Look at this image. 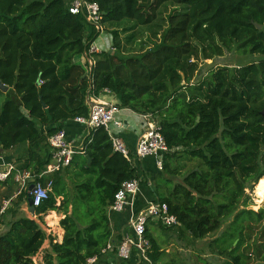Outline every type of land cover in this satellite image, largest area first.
<instances>
[{
	"label": "trees",
	"instance_id": "obj_1",
	"mask_svg": "<svg viewBox=\"0 0 264 264\" xmlns=\"http://www.w3.org/2000/svg\"><path fill=\"white\" fill-rule=\"evenodd\" d=\"M88 1L99 6L112 42V51L91 55V71L84 67L86 54L100 33L83 14H70L67 0H0V82L10 91L0 108V154L18 144L46 142L59 128L44 135L39 124L87 116V97L107 89L120 108L151 114L160 125L168 148L162 172L169 178L157 177L156 188L171 187L163 196L151 187L158 201L194 240L228 221L212 244L231 264H244L247 231L264 222V209H247L244 193L247 184L258 182V203L264 198V34L255 27L264 24V0ZM164 5L172 9L158 33ZM128 23L134 25L127 28ZM136 26L159 39L125 54ZM126 32L132 33L122 39ZM225 52L257 57L216 67L191 84L192 58L213 60ZM84 145L85 156H74L53 175L52 193L34 213L42 219L61 211L62 241L46 236L36 219L21 216L0 234V264H33L46 239L44 264H83L106 246L107 208L122 182L140 177L132 161L114 151L102 127L91 131ZM43 146L41 156L31 153L27 170L39 173L46 166L50 155L47 143ZM66 176L72 193L65 189ZM10 182L11 177L0 185ZM157 256L148 258L154 264Z\"/></svg>",
	"mask_w": 264,
	"mask_h": 264
},
{
	"label": "built area",
	"instance_id": "obj_2",
	"mask_svg": "<svg viewBox=\"0 0 264 264\" xmlns=\"http://www.w3.org/2000/svg\"><path fill=\"white\" fill-rule=\"evenodd\" d=\"M68 11L72 15L83 14L88 24L92 25L96 31L100 34L104 32L101 23V12L95 2L73 0L68 7ZM98 53H101L100 48L92 43L86 54L90 71L94 64L91 55ZM103 90L109 93V90ZM119 111L120 108L113 103L90 99L87 116L76 117L74 118V122L84 126L88 131V135L91 131L102 127L110 136L114 151L120 153L127 161H131L132 155L138 159L149 156L156 157L157 167L159 170H162V156L168 152V148L160 133L158 121L151 114L142 116L144 130L138 135L135 151L132 154L125 143L112 134V126L116 128L121 127V123L116 121V115ZM84 140L85 138L82 139L79 145H75L67 139L64 130L58 129L47 137L50 159L44 170L39 173H32L30 171H18L12 166H6L4 170H0V183H4L12 176L13 181L18 187V194L23 191L27 192L28 196L32 199V207L34 209L40 207L48 199L52 191V181L48 180L43 183L41 179L68 167L74 156L84 155ZM29 185H33L30 191H28ZM139 186V179L122 182L113 196L109 209L113 212H122L126 206L133 205V199L139 190ZM9 207L10 200L2 203L0 207V220ZM149 221H159L164 227L168 228L179 225L177 218L169 212L166 203L159 201L148 203L137 213L132 212L130 214L128 222L132 230L131 236H126L117 246H114L111 242L107 243L99 254L87 258L83 264H99L100 258L113 250L121 260V264H131L132 250L137 252L141 261L151 264L148 258L151 245L146 237V226Z\"/></svg>",
	"mask_w": 264,
	"mask_h": 264
},
{
	"label": "crops",
	"instance_id": "obj_3",
	"mask_svg": "<svg viewBox=\"0 0 264 264\" xmlns=\"http://www.w3.org/2000/svg\"><path fill=\"white\" fill-rule=\"evenodd\" d=\"M72 1L73 0H67L69 5L72 3ZM101 34H103L104 36H107L108 38H106L103 42H101L100 45L96 44V41L94 42V44L98 48H100L101 52H105V51L109 50L108 49L109 43L112 44L111 36H110V34H108L105 31ZM80 62L82 65L84 64V62L81 59H80ZM84 67H86V70L90 71L89 62L87 59H86V65ZM7 94L8 95L10 94V91L8 92V88H7L6 92L0 91V108H1L4 100L6 99ZM11 96L13 97V93L11 94ZM90 99H96L98 101H106L108 103H113V104L118 106L117 98L110 91H109V93H106V92H104V90H102L98 96H93V95L90 97L88 96L87 100L89 103H90ZM142 116H144V114H139V113H135L129 109L120 108L119 113L116 115V121L121 123V127L120 128H116L114 126L111 127V129L113 130L112 134L115 137L120 138L125 143L126 147L129 149V151L132 154L135 151L137 137L144 130V127H143L144 120L142 119ZM46 126H43L40 124L38 125V128L40 129L41 133H43L44 135H46L47 130L49 128H55L56 127V128L64 130L66 133L67 139L72 141L75 145H79L81 143L82 139H84L88 135L87 129L84 126L74 122V120H67V121L64 120V121H60L59 123H56V124L49 123V125H48L49 127L48 126L46 127ZM109 138H110V136H109ZM41 140L42 139H39L38 142H35L31 145H30V143L18 144V145L14 146L8 150L2 151L0 154V170H4L6 168V166H12L15 170L30 171L33 173L31 168L28 170L26 169V164H28V159L30 158V155L32 152L38 153L39 155H40V152L41 153L44 152V148L39 150V148H41L40 147V141ZM44 143H47V138H46V142H44ZM46 148L47 149H45V150L48 152L49 151L48 144H47ZM49 155H50V151H49ZM20 156L23 157V158H21L23 163L19 167L21 169H19L15 165L16 160ZM78 156H85V155H78ZM131 161H132L133 165L136 167L137 174L140 177L139 178L140 186H139L138 192L136 193V195L133 199V205L126 206V208L122 212L111 211L109 209L110 205L107 208V216L109 219L110 230H111L110 239L108 240L107 243L111 242L114 246H117L119 243H121L126 236L132 235V230H131V227L129 226V222H128L130 214L132 212L137 213L138 211L143 209L148 203L158 201V197L155 195L154 189L156 190L157 195L163 196V194L165 193L164 191H168L169 188L171 187L170 185H166V188H164L162 186L163 188L158 189V188H156V185L158 184L157 177H155L156 174H154V176H149V179L145 176L146 173H148V175L155 173V172L162 173V170H159L157 167L156 157L149 156V157H145L142 159H138L132 155ZM89 162H90V160H87V163H89ZM44 168H45V166H44ZM44 168H43V170H44ZM66 168H64V169H66ZM64 169H62L58 172H62V171H64ZM58 172L51 174V175H48V176H45V178L51 180L53 175L57 174ZM10 177H11V180H13L12 176H10ZM167 178H169V177L167 176ZM64 180H65L64 181L65 189L67 191L66 180H70V179H68L66 176L64 178ZM73 181L75 183L77 180L73 179ZM13 184H15L14 181H13ZM161 185H162V183H161ZM1 186H3V185H0V187ZM73 187H74V185H73ZM151 187L154 189H152ZM52 189H53V184H52ZM72 192H73V190L70 193H72ZM51 193H52V191H51ZM20 195H22V193H20V194L17 193V195L15 197L17 198ZM27 197H28V194H27V196H25L26 203H27ZM57 198H60V197H57ZM57 198H56V200H57ZM7 200H10V207L6 210V212H8V210H11V208H12V199L9 198ZM59 204H60V202L58 203V205ZM56 205H57V203H56ZM27 212H28V207H27ZM69 212H70V208H69ZM5 213H4V215H5ZM48 213L45 215V216H47L46 219L48 217H50L51 219H49V220L47 219V221L50 222V224H52L53 226H57L58 233H59L58 240H56L55 238H54V240H55V242L60 243L62 241V237H63V230L59 227V221H60V219L63 218V215L61 214L62 216L58 217L55 214L57 212L49 211ZM30 216H35V214L30 215ZM26 217H28V216H26ZM28 218H31V217H28ZM1 220H2V218H1ZM8 225L9 224H7L6 227H4L2 229V231H0V234L4 233L7 230ZM177 226H179V225H177ZM160 227L163 228L164 226L161 223H159V221H149L147 223V226H146L147 235H146V237L148 238L150 245H151V250L148 253V255L149 254L154 255L155 253H158V256L156 257V261L154 262V264H169L165 260L167 255L170 254L168 247L169 246H176V245H174V242H172V239L170 241H168L169 240L168 238L176 237L177 235H180L182 237L185 236L187 239H191V237L188 233H184L182 229L181 230L179 229V231L176 230L175 232L172 233V235H169L168 237H166L167 239L165 237H164L165 239H159L158 232H159ZM164 228L171 229L174 227H171V228L170 227L169 228L164 227ZM48 240L49 239H46L44 241L45 244L42 245L43 246L42 249H40V251L36 255V257L32 258L33 264H44L43 263V256H44L46 250H48L49 246H50V240L49 241ZM164 242H166L167 244H164ZM174 248L177 249L178 252H181L183 250L181 247H174ZM174 252H176V251H174ZM130 261H131V264H147V263L140 260L138 254L135 250H132V252H131V260ZM150 263L153 264V262L151 260H150ZM99 264H121V260L116 256V253L113 250L112 252H107L105 255H103V257L100 258Z\"/></svg>",
	"mask_w": 264,
	"mask_h": 264
},
{
	"label": "rangeland",
	"instance_id": "obj_4",
	"mask_svg": "<svg viewBox=\"0 0 264 264\" xmlns=\"http://www.w3.org/2000/svg\"><path fill=\"white\" fill-rule=\"evenodd\" d=\"M169 5V4H168ZM164 5L160 8L159 13H162L163 17V23L162 26L158 30V33H160L163 30V27L165 26V16L168 14V12L172 9L171 6ZM134 25L133 23H128V25H125L127 28L132 27ZM135 37L134 40L131 43H128L125 45L124 50L122 51L125 54H133L136 52H139L140 50H145L152 46L155 41H158V34L153 33L151 30H146L140 27H135L134 31ZM132 32H126L121 34V38L124 39L125 35H128ZM103 34H99L96 38V44L100 45L101 42H103L107 36H104ZM112 44L109 43L108 51H112L111 48ZM257 56L254 55H247L242 56L235 53H228L225 52L223 57H216L213 60H204V59H195L192 58L196 64V69L193 73V79L191 80L192 83H196L199 81L202 77L206 76V74L216 69V67H219L221 65L228 66V67H234L236 65H241L244 63H248L250 61L256 60ZM181 84H185L184 81H182ZM45 143L41 140L40 141V149L44 148ZM47 149V148H46ZM23 157H18V161L16 160L15 165L19 168L23 161L21 160ZM192 164H188L187 167L191 166ZM21 169V168H19ZM160 178L162 181L164 178H167L168 175L162 173H152L148 175L146 173V177L149 179V176H154ZM235 176L239 177L240 174L238 171L235 172ZM169 177V176H168ZM163 178V179H162ZM147 179V180H148ZM151 179V178H150ZM66 187L67 192H71L73 190V183L70 180H66ZM258 182L255 185H252L251 183L247 184L244 193L249 197L248 199V206L247 209L257 211L261 208L264 209V198L261 203H258L259 194L257 193V186ZM252 185V186H251ZM18 193V188L15 184H13V180L10 184H5L0 187V206L4 201L7 199H12V208L11 210H8V212L5 214V216L0 221V231L4 227H6L9 222L21 217V216H28L32 219H36L39 223L42 230L45 232V234L51 238H55L58 240V229L57 226H53L50 224V222L47 221L50 218L47 216H43L42 219L36 218V216H30L27 212V203L25 201V191L22 192L21 196L15 197ZM61 201L60 198H57L56 203ZM61 211L58 213H55L58 217H61ZM49 214V213H48ZM228 221H223L222 226L215 232L209 234L208 236L204 237L200 240H194V239H187L185 236L182 237L180 235H177L176 237H170L168 238L170 241L172 239V242H174V245L176 246H169V255L165 258V260L169 264H231V261L226 256H221L217 254L216 247L214 244H212V241L217 238L221 232L227 227ZM51 225V226H50ZM182 228L179 226H176L171 229L166 228H159V239H165L169 235H172L173 232L176 230L179 231ZM183 230V229H182ZM184 233H186L183 230ZM247 238L245 241L244 247L241 249V254L243 255L242 261L244 264H264V222L258 225H254L251 230L247 231ZM165 237V238H164ZM167 239V238H166ZM49 241V240H48ZM45 242L43 243V245ZM164 244H167L164 242ZM43 247V246H42ZM41 247V249H42ZM172 247V248H171ZM174 247H181L183 250L181 252H178L177 249ZM171 248V249H170ZM176 252H174V251ZM36 257V256H35ZM38 262V261H37ZM39 263V262H38Z\"/></svg>",
	"mask_w": 264,
	"mask_h": 264
},
{
	"label": "water",
	"instance_id": "obj_5",
	"mask_svg": "<svg viewBox=\"0 0 264 264\" xmlns=\"http://www.w3.org/2000/svg\"><path fill=\"white\" fill-rule=\"evenodd\" d=\"M255 27L257 30H261L264 34V24L262 26L255 24ZM0 91H3V92L7 91V87L4 86L1 82H0ZM86 158H87V160H89V157H86ZM32 186L33 185H29L28 191H30L32 189ZM27 207H28V213L30 215H34L35 209H34V207H32V199L30 196L27 197Z\"/></svg>",
	"mask_w": 264,
	"mask_h": 264
}]
</instances>
